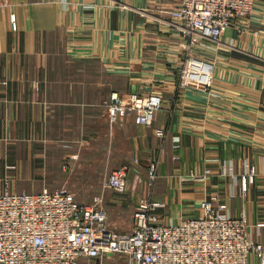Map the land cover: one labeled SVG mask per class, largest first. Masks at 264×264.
Returning <instances> with one entry per match:
<instances>
[{"label": "crops", "instance_id": "0c3cea01", "mask_svg": "<svg viewBox=\"0 0 264 264\" xmlns=\"http://www.w3.org/2000/svg\"><path fill=\"white\" fill-rule=\"evenodd\" d=\"M177 3L0 0V193L65 185L84 204L100 195L108 222L126 233L129 222L109 214L99 191L125 166L121 203L132 211L148 197L162 203L155 212L164 222L177 223L216 193L264 245V0L224 32L213 56L199 50L213 63L209 89L179 87L183 49L167 13ZM112 92L158 93L163 104L149 125L133 112L111 122ZM229 164L233 175H223ZM249 167L254 180L242 191Z\"/></svg>", "mask_w": 264, "mask_h": 264}, {"label": "built area", "instance_id": "2783aa9c", "mask_svg": "<svg viewBox=\"0 0 264 264\" xmlns=\"http://www.w3.org/2000/svg\"><path fill=\"white\" fill-rule=\"evenodd\" d=\"M259 1L178 0L167 11L170 23L183 37L179 43L184 51L180 85L208 87L212 65L200 55L193 56L191 46H201L202 39L219 42L229 26L251 14ZM12 24L15 27L14 16ZM107 104L111 122L133 112L135 123L145 126L163 101L158 94L131 93L121 98L115 92ZM157 133L164 136L162 130ZM148 169L152 180L156 167L149 165ZM233 172L228 165L223 175ZM254 176L253 167L240 176L242 191ZM127 177V167L115 169L103 187L125 191ZM161 206L151 198H141L134 207L130 230L120 233L107 223L100 195L84 204L64 186L39 193H0V264H89L90 260L101 264L108 254L123 255L129 264H249L252 256L264 264V245L249 237L244 216H230L227 203L218 194L201 201L197 217L177 223L162 221L155 212Z\"/></svg>", "mask_w": 264, "mask_h": 264}, {"label": "rangeland", "instance_id": "374dc122", "mask_svg": "<svg viewBox=\"0 0 264 264\" xmlns=\"http://www.w3.org/2000/svg\"><path fill=\"white\" fill-rule=\"evenodd\" d=\"M257 5V4H256ZM255 5V6H256ZM255 6H254V8H255ZM12 16H14V14H12L11 15V21H12ZM249 16V15H248ZM248 16H246V17H248ZM15 17V16H14ZM246 17H244V18H246ZM244 18H242V19H244ZM15 20H16V18H15ZM13 25V24H12ZM232 25V24H231ZM230 27V26H229ZM13 28H15L14 26H13ZM177 34H178V31H177ZM178 36L180 37V41H179V43H181V42H183V37L181 36V35H179L178 34ZM222 37V36H221ZM203 40V43H202V45L201 46H199V45H196L195 47H193V46H191V48H190V50L192 51L191 52V54L194 56H196V57H198L199 55H198V52H199V50H203V52L204 51H207L206 53H208L209 52V55H214V53L216 52V49H217V45H216V43L215 42H210V41H206V40H204V39H202ZM183 54H184V51H183ZM213 59H214V57H212ZM183 61H184V55H182V58H181V65H179V72H178V84H179V75H180V70H181V67H182V65H183ZM203 61H206V62H209L211 65H213V63L212 62H210L209 60H207V58H205V57H203ZM212 61V60H211ZM212 84H213V74H212V78H211V80H210V84L208 85V87H205V86H202L201 84H198V86H202L203 88H205V89H209V88H211V86H212ZM188 85H193V86H197L196 84H184V85H180L179 84V87L180 88H183V87H185V86H188ZM112 93H115V92H112ZM111 93V94H112ZM118 93V95L122 98V96H126V95H128V94H131V93H136V94H138V95H142V96H146V95H151V94H158V93H153V92H150V93H138V92H127V93H124V94H120L119 92H117ZM158 95H160V94H158ZM161 96V95H160ZM110 98V97H109ZM109 98L107 99V100H109ZM162 98V97H161ZM163 101V100H162ZM107 103H106V108H107ZM129 113H132V112H129ZM128 113V114H129ZM155 114V113H154ZM127 115V114H126ZM151 122H152V120H151ZM150 122V123H151ZM149 123V124H150ZM149 124H147V125H149ZM149 165H153L154 167H157V163L155 162V161H152ZM229 165H231V164H229ZM148 177H149V174H148ZM155 177H156V171H155ZM150 179V178H149ZM152 180H154V179H152ZM138 181H140V180H138ZM152 182V181H151ZM103 186V185H102ZM64 187H65V185H64ZM67 188V187H66ZM147 188H149L148 187V184H147ZM46 189V188H45ZM68 190H69V188H67ZM76 189H77V187H76ZM79 190H80V192H81V194L83 193V194H85L84 192H86V194H87V192L89 193V188H86V187H79ZM70 191V190H69ZM99 191H103L104 192V195H107V197H108V199H110L111 201H109V202H107V208L109 209V214H111L112 215V217L113 218H116V220H121V221H124V222H126V223H128V228L130 227L131 228V225H132V213H133V211H132V205L133 204H131V203H121V201L123 200V198L125 197V191H115V190H112V189H109V188H104V187H101L100 188V190ZM98 191V192H99ZM72 192V191H71ZM89 195H93V194H91V193H89ZM82 197L84 196V198H86L87 197V195H81ZM96 196H98V195H96ZM92 197V196H91ZM91 197H89V200L91 199ZM75 198H76V200L78 201V202H83V201H81V199H80V197H78V196H75ZM132 211V212H131ZM160 216V215H159ZM107 218H108V214H107ZM160 218H161V216H160ZM163 221V220H162ZM164 222V221H163ZM107 223L108 224H110L109 222H108V220H107ZM165 223H167V222H165ZM110 227H112L113 229H115L114 228V226H112L111 224L109 225ZM119 255L118 254H108L107 256H104L103 258H102V262H103V264H104V262H109V264H118L119 262H117L118 260H117V257H118ZM113 260H116V261H113ZM83 264H85L86 262H82ZM89 264H95V262H94V260H90L89 261Z\"/></svg>", "mask_w": 264, "mask_h": 264}, {"label": "trees", "instance_id": "16d2710c", "mask_svg": "<svg viewBox=\"0 0 264 264\" xmlns=\"http://www.w3.org/2000/svg\"><path fill=\"white\" fill-rule=\"evenodd\" d=\"M80 264H83L82 262Z\"/></svg>", "mask_w": 264, "mask_h": 264}]
</instances>
